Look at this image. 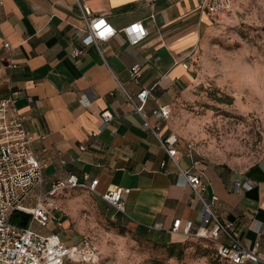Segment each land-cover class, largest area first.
<instances>
[{"label":"crops","instance_id":"1","mask_svg":"<svg viewBox=\"0 0 264 264\" xmlns=\"http://www.w3.org/2000/svg\"><path fill=\"white\" fill-rule=\"evenodd\" d=\"M202 1L80 0L118 30L101 41L103 56L96 46L83 44L84 21L77 0H4L0 10V99L12 89L21 91L17 105L26 115L34 151L48 163L46 174L57 179L69 172H89L99 178V193L114 186L130 188L125 195L128 219L158 242L184 241L182 232L172 231L174 221L199 222L204 207L152 129L144 126V117L124 89L132 95L149 89L145 115L153 125H160L162 133L171 132L167 120L155 111L165 104L173 106L192 84L194 53L204 37L219 28ZM137 21L144 23L148 35L133 45L122 29ZM4 41L11 47H5ZM75 47L84 49L78 57L72 56ZM10 59L19 65L13 74ZM137 63L141 70L133 78L131 68ZM105 109L115 118L103 128ZM177 147L184 169L193 159L199 160L193 171L206 184L204 196L216 200L223 219L236 222L241 241L250 248L260 243V260L247 264H264V156L240 170ZM156 223L162 227H155ZM68 229L64 211L62 226L50 224L41 230H60L68 238Z\"/></svg>","mask_w":264,"mask_h":264},{"label":"rangeland","instance_id":"2","mask_svg":"<svg viewBox=\"0 0 264 264\" xmlns=\"http://www.w3.org/2000/svg\"><path fill=\"white\" fill-rule=\"evenodd\" d=\"M216 24L194 53L195 78L167 125L185 153L245 170L264 156V0H240L237 16ZM59 199L66 241L88 236L100 255L95 263L67 264H228L205 239L154 241L94 192L67 190Z\"/></svg>","mask_w":264,"mask_h":264},{"label":"built area","instance_id":"3","mask_svg":"<svg viewBox=\"0 0 264 264\" xmlns=\"http://www.w3.org/2000/svg\"><path fill=\"white\" fill-rule=\"evenodd\" d=\"M237 0H203L202 8L212 19L222 23L231 15ZM80 15L84 21V46L94 45L103 56L101 41L113 37L118 30L104 16L95 15L91 9L77 0ZM4 0H0V10ZM129 42L140 44L148 35V29L142 21L132 23L122 29ZM4 46L11 47L9 41ZM84 52L81 47H75L72 56L78 57ZM187 66V64H185ZM10 73L19 67L13 59L8 64ZM141 67L135 64L131 68V76L139 77ZM124 89V88H123ZM128 100L136 112L144 117V126L152 129L162 147L167 151L171 161L178 167L194 196L199 198L204 207L199 222L193 219L174 221L172 231L182 232L186 236L209 241L216 250L217 258L228 264H247L249 261L258 262L259 242L253 248L245 245L236 232V222L223 219L217 212L215 199L204 196L206 184L200 173L193 171L199 160L193 159L191 166L184 169L178 159V140L175 132L164 134L160 125H153L144 113L150 90L143 88L136 95L125 90ZM21 91L12 89L11 93L0 99V264H67V261L95 263L99 261V250L88 236L81 244H71L66 241L60 230L49 233L42 232L50 224L62 226L64 209L59 196L67 190L86 189L97 193L115 209L116 213L126 214L125 195L130 193L128 187H111L105 193L97 191L99 178H94L89 172L82 175L69 172L65 176L51 179L45 172L48 163L33 149V135L26 123V115L22 112L17 100ZM33 101L32 97H29ZM172 111L171 104H165L155 111L162 119H169ZM106 128L114 120L115 114L110 109L101 112ZM94 132V136H98ZM82 145V149H86ZM63 167L67 162L62 160ZM163 165L166 162L162 163ZM240 183H237V188ZM24 211L30 215L26 226L12 222L14 211ZM127 215V214H126ZM152 228L153 226H148ZM155 227L161 228V223Z\"/></svg>","mask_w":264,"mask_h":264},{"label":"trees","instance_id":"4","mask_svg":"<svg viewBox=\"0 0 264 264\" xmlns=\"http://www.w3.org/2000/svg\"><path fill=\"white\" fill-rule=\"evenodd\" d=\"M11 220L17 225L26 226L30 220V215L24 211L17 210L12 214ZM173 246H175V244Z\"/></svg>","mask_w":264,"mask_h":264}]
</instances>
